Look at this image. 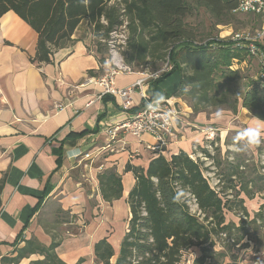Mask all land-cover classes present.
Masks as SVG:
<instances>
[{"label":"trees","instance_id":"obj_1","mask_svg":"<svg viewBox=\"0 0 264 264\" xmlns=\"http://www.w3.org/2000/svg\"><path fill=\"white\" fill-rule=\"evenodd\" d=\"M238 4L239 0H0V18L13 12L38 33L37 54L33 59L38 63H50L54 50L68 46L81 23L88 20L94 27L99 61L105 64L108 48L101 40L108 39L123 23L122 17H127L130 36L126 63L132 66L134 62L138 65L166 62L169 68L149 83L148 100L143 99L139 107L129 111L142 110L154 100L159 84L178 72L180 82L175 96L186 101L195 115L221 112L237 115L241 109H247L252 117L264 122V78H256L255 59L247 50L235 47L230 37L219 40L212 36V30L202 34L192 25L206 15L212 29L218 25L231 27ZM235 60L254 64L256 70H234ZM201 150L216 161L208 149ZM195 154L192 158L181 151L166 158L160 153L147 169L128 165L126 170L133 172L137 181L129 195L132 218L114 264H181L184 253L192 249L201 252L196 264L207 261L215 264L216 259L225 264L231 247L245 238L255 244L262 243L264 248V204L251 218L243 206L244 199L240 198L245 219H240L239 224L227 223L226 211L233 210L229 206L232 200L228 198V190L223 187L218 191L211 186L203 163L199 157L195 159ZM243 165L231 166L233 170L226 176L232 184L228 188L236 191V197L244 193L253 198L244 172L238 174ZM234 176L243 180L239 188ZM98 179L106 201L122 198V178L115 170L108 169ZM259 180H264V175ZM4 186L1 179L0 211ZM258 191H264L263 185ZM187 195L194 198L205 215L203 220L191 212ZM40 207L35 208L36 212ZM223 237L230 243H225L222 251H216L217 239ZM21 241L25 245L19 248ZM59 245L56 240L45 246L37 239L25 240L19 236L13 245V255H17L4 257L3 264H20L33 255L39 258L29 264H67L56 252ZM95 255L97 264H113L115 251L104 239L95 245Z\"/></svg>","mask_w":264,"mask_h":264},{"label":"crops","instance_id":"obj_2","mask_svg":"<svg viewBox=\"0 0 264 264\" xmlns=\"http://www.w3.org/2000/svg\"><path fill=\"white\" fill-rule=\"evenodd\" d=\"M72 39L68 46L54 50L50 63L34 62L38 33L13 12L0 18V180L5 181L0 264L4 257L17 255L13 245L19 236L45 246L59 241L56 252L67 264H97L95 245L106 239L115 251L114 264L129 230V195L137 182L126 169L128 165L147 169L160 155L148 149L155 144L151 135L137 138L122 132L114 145L119 152L101 151L108 143V131L130 120L134 112L123 111L113 97L103 94L102 86L89 83L108 74L110 65L100 63L95 43L88 44L76 34ZM139 79L138 73L120 74L115 84L123 89ZM179 81L178 72L167 78L152 101L171 100L182 112L178 125L183 137L166 147L162 152L166 158L181 151L192 155L204 142L207 132L202 130L221 128L231 122L230 114L234 116L231 112L195 115L187 102L175 96ZM149 87L144 88L146 94ZM132 99L134 107L142 104L139 89ZM241 110L237 117L249 114ZM252 118L254 127H264L263 121ZM85 153H94L93 160H85ZM108 169L115 170L123 184L122 198L112 202L103 198L98 179ZM24 245L21 241L18 247ZM38 258L33 255L20 264Z\"/></svg>","mask_w":264,"mask_h":264},{"label":"rangeland","instance_id":"obj_3","mask_svg":"<svg viewBox=\"0 0 264 264\" xmlns=\"http://www.w3.org/2000/svg\"><path fill=\"white\" fill-rule=\"evenodd\" d=\"M111 4H114V2ZM235 14L236 20L233 21L231 27L218 25L214 29H212V22L206 15H203L200 20H195L194 22H192V25L197 27L202 34H208L212 30V36L225 39H228L227 37L229 36L230 32H244L249 30L255 31L257 28H259L258 22L253 19V16L241 13ZM122 20L123 23L127 22L128 25L127 17H122ZM102 22L104 24H107L105 20H102ZM93 29L94 27L88 22V20H84L75 32L76 37L78 39H84L88 44H93L96 42V37L94 35ZM204 41H207V38L204 39ZM124 57L127 61L126 53ZM247 63L248 67L246 68L245 66L244 70H247L248 68H250L249 71L251 70L252 72L256 70L254 64L251 65L249 62ZM166 66V62L158 63L155 61H150L147 65H138L137 62H134L132 64V67L135 71L139 72L145 69L150 73L161 71ZM157 68L162 69L154 71ZM247 73L250 74V72ZM230 116L232 117L231 122L227 125L222 126L221 128L210 126L204 129L209 133H212V131L210 132V130H213L214 136L211 138L212 140H209L208 136H205L202 146L195 152V159L199 157L198 159H200V162L203 163L204 174L209 179L212 187L216 188L218 191H220L223 187H226V189L228 190V198L232 200L229 206L231 209H233L231 211H226V222L229 223L233 221L236 224H239L240 219H245L243 206L246 207L248 213L250 214V217L252 218L264 204V191H258V188L261 185H263L264 187V180H259V176L264 175V127H254L252 125L253 121H251L253 118L250 113H245L241 117H237V115H234V117L231 114ZM248 128L259 130V135L255 138L258 142L245 146L244 141H239L234 145V139L237 133L242 132ZM235 147H239L241 150L235 151ZM201 149H208L209 153L212 156H215L216 161L209 157H206ZM218 161L220 162V165L217 166ZM239 163L244 165L240 168L238 174L244 172L243 175L246 177V180L249 183L248 189L250 192L254 193L253 198L247 197L244 193L241 194V196L236 197V191L230 190L228 188L232 184L228 183V179L226 176L233 170L231 166H236ZM234 177L235 185L237 186V188H239V185L243 182V180L240 179L239 176ZM186 198L188 200L191 212L193 214H196L197 216H200L203 220L205 215L199 210L194 198L191 195H187ZM240 198L244 199L243 206L238 202ZM48 212L49 210L47 211V213ZM49 218L51 219V221H54L50 214ZM225 239V237H223L222 239H217V245L215 247L216 251H222L223 245L225 243H230V240L225 241ZM228 252L230 257L224 260L225 264H264V248L262 246V243L255 244L248 238H245V240L239 245L231 247ZM200 254L201 252L199 249H192L184 253L181 264H196L195 260L200 256ZM221 261L222 260H220L219 262L216 259V262L213 263L221 264ZM209 263L211 262L207 261V264Z\"/></svg>","mask_w":264,"mask_h":264},{"label":"built area","instance_id":"obj_4","mask_svg":"<svg viewBox=\"0 0 264 264\" xmlns=\"http://www.w3.org/2000/svg\"><path fill=\"white\" fill-rule=\"evenodd\" d=\"M235 13L253 16V19L258 22L259 28L255 31L244 32H230L229 39L234 42L235 47L247 50L255 59L258 67L256 78H264V0H239V4ZM104 20V19H103ZM127 22L122 23L115 28L108 39H102L108 48L107 61H112V53L119 54L118 63H110V71L103 77L97 79H90L89 83H98L104 88V95H110L117 102L120 109L128 111L134 107L132 96L139 89L141 95L145 100H148V94L145 93L144 88L152 80H157L167 71L168 65L161 71L150 73L149 71L137 72L134 68L125 61V52L128 45L130 33ZM227 37V38H228ZM223 40L225 38H219ZM248 67L246 61L240 62L235 60L232 69L244 70ZM138 73L140 79L138 82L127 88H118L115 84V77L120 74H134ZM151 106V107H150ZM182 112L171 100H166L159 104L148 102L147 105L137 113H134L130 120L118 124L112 130H109V139L105 147L101 149L104 152L115 153L119 152L114 145L118 142L117 138L120 132L130 134L137 138H141L145 134L151 135L155 144L149 145L148 149L155 153H162L166 147L172 142H178L183 135L179 130L178 121L181 119ZM207 132L206 130H202ZM207 132L209 140L214 136L213 130ZM207 139V140H208ZM81 156V152L76 154V157ZM94 153H85L83 155L85 160H93ZM194 158V156H191Z\"/></svg>","mask_w":264,"mask_h":264},{"label":"clouds","instance_id":"obj_5","mask_svg":"<svg viewBox=\"0 0 264 264\" xmlns=\"http://www.w3.org/2000/svg\"><path fill=\"white\" fill-rule=\"evenodd\" d=\"M112 57H113L112 61H106L105 62V67L106 68L109 67L110 63H118V61L120 59L119 54L116 53V52L112 53ZM163 99H164L163 96L159 97V100L162 101ZM258 135H259V130L258 129H251V128L245 129L244 131L237 133V135H236V137L234 139V145H235L236 142H239V141H244L245 142V146H248V145H251L253 143H256L258 141L255 138L258 137ZM234 150L235 151H240L241 149L239 147H235ZM173 199L175 201V200H177V197H173Z\"/></svg>","mask_w":264,"mask_h":264}]
</instances>
